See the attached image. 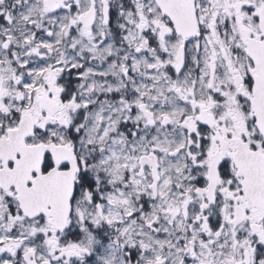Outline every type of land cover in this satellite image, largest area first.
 <instances>
[{"label": "snow or ice", "instance_id": "obj_1", "mask_svg": "<svg viewBox=\"0 0 264 264\" xmlns=\"http://www.w3.org/2000/svg\"><path fill=\"white\" fill-rule=\"evenodd\" d=\"M0 264H264V0H0Z\"/></svg>", "mask_w": 264, "mask_h": 264}]
</instances>
